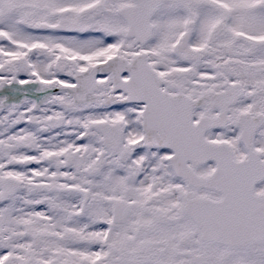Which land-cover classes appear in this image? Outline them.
<instances>
[{
  "label": "snow or ice",
  "instance_id": "6c2138e0",
  "mask_svg": "<svg viewBox=\"0 0 264 264\" xmlns=\"http://www.w3.org/2000/svg\"><path fill=\"white\" fill-rule=\"evenodd\" d=\"M0 264H264V0H0Z\"/></svg>",
  "mask_w": 264,
  "mask_h": 264
}]
</instances>
